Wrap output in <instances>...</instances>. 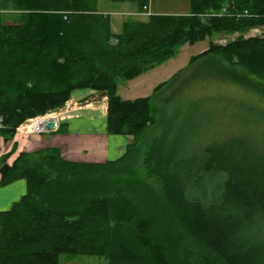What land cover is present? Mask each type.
<instances>
[{
    "label": "trees",
    "instance_id": "trees-1",
    "mask_svg": "<svg viewBox=\"0 0 264 264\" xmlns=\"http://www.w3.org/2000/svg\"><path fill=\"white\" fill-rule=\"evenodd\" d=\"M109 1L142 11L149 3ZM97 4L0 0V140L78 90L103 93L106 132L131 137L121 157L104 163L66 160L57 147L20 152L11 165L9 154L1 158L0 184L23 179L26 192L0 212V264H59L62 256L101 257L106 264H264V230L257 222L264 217V159L245 162L219 145L193 154L171 142L159 151L153 141L140 155L136 143L153 123L150 96L124 100L117 94L120 82L218 33L238 36L224 45L209 42L189 63L214 53L264 77V35L244 37L264 27V0H189L187 14H150L146 21H125L119 33ZM137 160L158 181L160 197L149 193L137 203L111 194L109 178L131 174ZM217 170L226 174L218 195L188 197L193 181ZM161 199L190 240L174 234Z\"/></svg>",
    "mask_w": 264,
    "mask_h": 264
},
{
    "label": "rangeland",
    "instance_id": "rangeland-1",
    "mask_svg": "<svg viewBox=\"0 0 264 264\" xmlns=\"http://www.w3.org/2000/svg\"><path fill=\"white\" fill-rule=\"evenodd\" d=\"M156 1L159 0H154ZM104 2V8L109 11L124 12L123 9L131 11V8L135 11L129 14H108L111 31L114 33L121 31L125 21H146L148 18V16L145 19L142 17L144 10L142 12L137 8L129 7L128 3L120 4L109 0ZM220 12L225 13V10ZM255 35H264V27L252 29L245 33L244 37ZM237 36L238 33H218L194 45L185 44L166 62L144 73L146 82L158 79L154 86L138 94L141 98L150 96L149 104L152 107L153 120V123L139 137L138 144L136 143L140 155L153 141L160 147L159 151L171 142L175 148L178 146L181 150L191 149L193 154H200L207 146L219 145L222 146L223 153L239 157L245 162L251 160L252 163H256L253 158L259 156L264 159V77L249 74L241 66L230 64L214 53H208L189 63L191 56L200 53L199 46L207 47L209 42L224 45ZM162 83L165 84L157 89L156 87ZM120 84L122 87L129 85L124 81ZM95 93L100 92L75 91L69 98L70 103L66 102L60 108L47 113L55 112L54 118L60 123L77 116H89L95 110V106L81 105L86 104L88 96ZM79 95L80 97H77ZM104 102L106 106L102 107H104L106 119L107 97ZM98 110L101 111V109ZM59 129L61 131V128ZM16 133L23 134L18 129ZM15 134L8 141H13ZM127 137L131 139L130 136ZM1 142H3L2 139ZM12 146L11 150L14 149L15 142ZM6 154L10 152L1 154L0 159ZM131 170L129 175L109 178L111 194L120 196L118 193H124L137 203L145 202L149 193L161 196L158 181L148 174L139 160L134 163ZM225 177L226 174L222 170L202 173L197 181L189 185L188 197L210 198L213 194L218 195ZM161 201L166 207L165 220L168 224L173 223L174 234L184 235L186 240H190L180 224L177 213L164 200L161 199ZM257 222L258 230L263 231L264 217ZM92 258L97 257L92 256L89 259ZM79 259H84V256ZM97 259L104 260L101 257ZM68 260L66 256H62L61 263Z\"/></svg>",
    "mask_w": 264,
    "mask_h": 264
},
{
    "label": "crops",
    "instance_id": "crops-1",
    "mask_svg": "<svg viewBox=\"0 0 264 264\" xmlns=\"http://www.w3.org/2000/svg\"><path fill=\"white\" fill-rule=\"evenodd\" d=\"M119 3H128L127 6L136 9V5L133 3ZM104 5V0H98V10L104 14H129L130 12H135L132 8L130 9L131 11L123 9L125 10L124 12L109 11L104 8ZM188 12L189 0H159L156 2H154V0H149L146 10L142 13L144 15L141 16L145 19L150 14H187ZM207 47L201 45L198 51L202 52ZM134 79L127 81L129 83L127 87H122L120 83L118 84L117 94L122 99L134 100L139 98L138 94L148 87L154 86L158 78L146 82L143 73V75L141 74V76L139 75V77L137 76ZM77 94H79V92H77ZM77 97H80V95ZM105 97L106 96L102 93L89 95L86 104L81 105L95 106V110L89 116H77L62 123L58 122L56 129L51 132L31 135L30 132L24 131L26 128L30 131L26 125L21 126L18 130L23 134L16 133L13 141L0 143V155L10 152L6 160L8 165L12 164L20 152H31L44 147H57L60 150L61 156L69 161L104 163L121 157L125 153L130 139L125 135L108 134L106 132L105 112L104 107H102L106 106L104 102ZM100 101H102V103L99 104ZM67 102L70 103L71 101L68 100ZM91 103L98 104L93 105ZM98 109H101V111ZM58 127L61 128L60 132L56 131ZM14 142V149L11 150ZM25 192L26 182L23 179L16 180L6 185L0 184V212L9 209ZM89 258L91 257H84V259L63 263L60 262L59 264H106L104 260L97 258H92L95 259L92 260Z\"/></svg>",
    "mask_w": 264,
    "mask_h": 264
},
{
    "label": "built area",
    "instance_id": "built-area-1",
    "mask_svg": "<svg viewBox=\"0 0 264 264\" xmlns=\"http://www.w3.org/2000/svg\"><path fill=\"white\" fill-rule=\"evenodd\" d=\"M52 113H53V112H52ZM52 113H46V114H44V115L37 116V117H35V118H31V119L25 120V121L23 122V124H21V125L19 126V128H20L21 126H23V125H26V124L28 123V121H31V120H37V119H38V120L42 121V122L40 123V128H39V129L34 130V129L32 128V130L29 131V130H27V128H26L24 131H26V132H30V133L41 134V133H48V132H50V131H52V130H55L56 127H57V125H58V121H59V120H56L54 117H51L50 114H52ZM50 121H53V122L55 123V128L52 129V130H48V129H46V127H45V125L47 124V122H50ZM19 128H17V129H19Z\"/></svg>",
    "mask_w": 264,
    "mask_h": 264
},
{
    "label": "bare ground",
    "instance_id": "bare-ground-1",
    "mask_svg": "<svg viewBox=\"0 0 264 264\" xmlns=\"http://www.w3.org/2000/svg\"><path fill=\"white\" fill-rule=\"evenodd\" d=\"M55 112H53L52 114H50V116L51 117H54L55 116ZM42 121H40V120H31V121H28V123L26 124V126L30 129V130H32V128L34 129V130H36V129H39L40 128V123H41Z\"/></svg>",
    "mask_w": 264,
    "mask_h": 264
},
{
    "label": "water",
    "instance_id": "water-1",
    "mask_svg": "<svg viewBox=\"0 0 264 264\" xmlns=\"http://www.w3.org/2000/svg\"><path fill=\"white\" fill-rule=\"evenodd\" d=\"M103 94V93H102ZM104 95V94H103ZM46 129L48 130H52L55 128V123L53 121L47 122V124L45 125Z\"/></svg>",
    "mask_w": 264,
    "mask_h": 264
}]
</instances>
